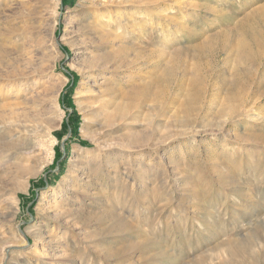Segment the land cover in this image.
<instances>
[{"label": "rangeland", "instance_id": "374dc122", "mask_svg": "<svg viewBox=\"0 0 264 264\" xmlns=\"http://www.w3.org/2000/svg\"><path fill=\"white\" fill-rule=\"evenodd\" d=\"M101 1L98 68L79 0H0V101L58 113L0 147V264H264V0Z\"/></svg>", "mask_w": 264, "mask_h": 264}, {"label": "bare ground", "instance_id": "6f19581e", "mask_svg": "<svg viewBox=\"0 0 264 264\" xmlns=\"http://www.w3.org/2000/svg\"><path fill=\"white\" fill-rule=\"evenodd\" d=\"M78 5L80 6L81 9L79 12V16L76 20L77 30L79 31V33L87 35L89 40L92 42V46L96 50L95 54H96V59H97V67L99 68L101 64L103 65L102 61L107 60V58H109L108 53L104 51L103 46L101 45L102 41L100 42V44L98 42L99 35H98V30H96V21L100 16V7L102 5V1L101 0H79ZM262 9H260L262 10L261 14L264 13V8ZM246 23L247 22L243 20L238 24V26H240L243 29L244 26L247 25ZM247 27H249V25H247ZM248 29H245V30L249 34L250 30ZM95 39H97L96 42L94 41ZM6 45L8 44H6L5 41L0 42V61H2V63H5L9 60V57H8L9 52L7 53L8 50H6L5 48ZM13 60H12L13 62H11L12 64L9 65V66H12V71H9V70L3 71L1 69L2 71L0 73V80L4 82V84L2 85L3 88H8L9 86H11L10 84L12 83L11 82L12 80H17L20 77H24L26 80H29L31 76L33 75V72H26L27 70L26 71L19 70L21 68H18L20 66L17 67L18 63H17V57L15 55L13 57ZM27 64H30V61ZM18 90L19 88H17V91ZM48 90L49 92L54 94L58 91V85L53 84ZM41 103H43V100H39V98L36 96L32 97L29 100H25V101L21 100V101H16V102H11V103L10 102L3 103L0 101V147L1 149H5L7 145L15 146L21 140H29V139L37 138V140H35V143L32 145L44 146L47 149V151H49V153L51 154L53 153V145L56 141L53 135V129L56 126L58 113L55 110V114L53 113L51 116L45 115L46 113L42 111L43 108H42ZM89 110H90V116L91 117L94 116V119L93 118L89 119L88 117L85 116V119H84L85 121L83 125L84 133H87L91 141L93 143H96V138H98L96 136L97 132L91 131L89 129V124L97 121L96 119H98L97 117L98 113H96L97 111L94 110L93 108ZM74 152L77 153V159L82 164V157H86L85 155L86 153L88 154L89 151L87 149H84V151L82 150L81 152H79V149L75 148ZM95 154H96L95 156L93 155V153L91 154L93 155L91 157H93L94 159L99 157V153H95ZM78 155L81 157H79ZM104 157H107L106 153L104 154ZM86 163H88L87 159H86ZM72 187H74V184H72ZM64 206L66 207V205ZM62 209H63L62 210L63 212H68V213L74 210L73 208H64V207H62Z\"/></svg>", "mask_w": 264, "mask_h": 264}]
</instances>
